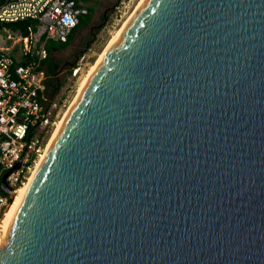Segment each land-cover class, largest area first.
<instances>
[{
	"label": "water",
	"instance_id": "1",
	"mask_svg": "<svg viewBox=\"0 0 264 264\" xmlns=\"http://www.w3.org/2000/svg\"><path fill=\"white\" fill-rule=\"evenodd\" d=\"M0 264H264V0H141L8 218Z\"/></svg>",
	"mask_w": 264,
	"mask_h": 264
},
{
	"label": "built area",
	"instance_id": "2",
	"mask_svg": "<svg viewBox=\"0 0 264 264\" xmlns=\"http://www.w3.org/2000/svg\"><path fill=\"white\" fill-rule=\"evenodd\" d=\"M88 0H3L0 22L32 19L28 35L5 34L9 44L0 47V179L11 192L23 184L42 152L59 104L45 63L47 43L64 42L79 18L87 13ZM87 50V49H86ZM84 53L70 67L75 76ZM17 164V167H14ZM10 201L0 190V222Z\"/></svg>",
	"mask_w": 264,
	"mask_h": 264
},
{
	"label": "rangeland",
	"instance_id": "3",
	"mask_svg": "<svg viewBox=\"0 0 264 264\" xmlns=\"http://www.w3.org/2000/svg\"><path fill=\"white\" fill-rule=\"evenodd\" d=\"M138 2L139 0H88L87 7L93 8L89 14V21L77 28L65 48L51 50L49 60L55 63V67L50 81L60 83L58 89L54 91V97L59 104L57 119L63 116L64 111L74 100L84 75L99 58ZM9 32L11 33V30L0 25L1 48L9 44L4 37ZM49 43L51 48L58 47V42L50 41ZM81 53H84V59L79 72L75 76L67 74L70 63ZM50 133L47 137L48 141L52 134Z\"/></svg>",
	"mask_w": 264,
	"mask_h": 264
},
{
	"label": "bare ground",
	"instance_id": "4",
	"mask_svg": "<svg viewBox=\"0 0 264 264\" xmlns=\"http://www.w3.org/2000/svg\"><path fill=\"white\" fill-rule=\"evenodd\" d=\"M140 1H141V0H139V2L137 3V5L135 6V8L138 6V4L140 3ZM135 8H134V10H135ZM134 10H133V11H134ZM133 11H132V12H133ZM132 12H131V13L125 18V20H124L123 24L121 25V27H122V26L124 25V23L127 21V19H128L129 16L132 14ZM121 27L116 31V33L114 34L113 38L116 36V34L118 33V31L121 29ZM113 38L111 39V41L113 40ZM111 41H110V42H111ZM110 42H109V44H110ZM109 44H108V45H109ZM108 45H107V46H108ZM106 48H107V47H106ZM106 48H105V49H106ZM105 49L103 50V52L105 51ZM103 52H102V53H103ZM102 53L99 55V58H100V56L102 55ZM99 58H98V59H99ZM98 59H97L96 62H95V63H94L89 69H88L87 73L84 75V77H83L81 83H80L79 86H78L77 94H76L74 100L69 104V106L67 107V109L64 111L63 116L61 115L62 117L60 116L61 118L59 117V118L56 120V122H55V124H54V126H53V128H52V131H51L52 134L50 133V134H51V137H50L49 141H48V139H47V141H46V143H45V146H44L42 152L40 153V155L38 156V158H37V160H36V162H35L33 168L31 169L30 174H29L28 177H27V179L23 182L22 185H20V186L15 190V192H14V194H13V196H12V199H11V201H10L8 207L6 208V210H5V212H4V215H3V217H2V220H1V222H0V243L2 242L3 237H4V232H5V228H6V224H7V220H8V218L10 217L11 213L13 212L14 208L16 207V205L18 204V202H19V200L21 199L22 195L24 194L26 188L28 187V184H29L31 178H32V176H33V174H34V172H35L37 166L39 165V163H40L42 157L44 156L46 150L48 149V147H49V145H50V143H51V141H52V139H53V137H54V135H55V133H56L58 127H59V125L61 124V122H62L63 119L65 118L66 114L68 113L69 109L71 108L72 104L74 103L76 97L79 95V93H80V91H81V89H82V87H83V85H84L86 79L88 78L90 72H91L92 69L94 68V66H95V64L97 63ZM53 129H54V130H53Z\"/></svg>",
	"mask_w": 264,
	"mask_h": 264
},
{
	"label": "trees",
	"instance_id": "5",
	"mask_svg": "<svg viewBox=\"0 0 264 264\" xmlns=\"http://www.w3.org/2000/svg\"><path fill=\"white\" fill-rule=\"evenodd\" d=\"M3 2V0H0V4ZM93 8L92 7H87V13L85 15H82L79 18V22L78 24L70 31L68 37L66 38V40L64 42H60L58 43V48L63 49L66 47V45L69 43L72 35L74 34V32L77 30V28L84 23H87L89 21V14L92 12ZM1 26L6 27L7 29L11 30V31H18L21 35H28L29 33H31L34 29H35V21L32 19H21V20H15V21H7V22H0ZM53 48H51L50 43H47L46 46V50H47V58L45 59V63L47 66V70L48 72L52 75L54 72V67H55V63L51 62L49 60V54L51 52ZM76 62V59L74 61H72L70 63V66L67 70V74L70 73V67H72ZM52 86L55 87V90L58 89L60 83H58L57 81L52 83Z\"/></svg>",
	"mask_w": 264,
	"mask_h": 264
},
{
	"label": "flooded vegetation",
	"instance_id": "6",
	"mask_svg": "<svg viewBox=\"0 0 264 264\" xmlns=\"http://www.w3.org/2000/svg\"><path fill=\"white\" fill-rule=\"evenodd\" d=\"M53 49L59 50L60 48L57 47V48H53Z\"/></svg>",
	"mask_w": 264,
	"mask_h": 264
}]
</instances>
